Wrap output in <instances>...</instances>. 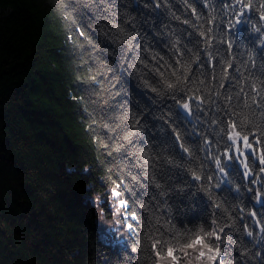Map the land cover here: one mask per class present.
<instances>
[{
	"label": "snow or ice",
	"instance_id": "obj_1",
	"mask_svg": "<svg viewBox=\"0 0 264 264\" xmlns=\"http://www.w3.org/2000/svg\"><path fill=\"white\" fill-rule=\"evenodd\" d=\"M95 7L115 37L99 49L81 5L62 10L118 64L119 101L81 98L112 165L94 203L114 216L100 234L116 264H264V0Z\"/></svg>",
	"mask_w": 264,
	"mask_h": 264
},
{
	"label": "trees",
	"instance_id": "obj_2",
	"mask_svg": "<svg viewBox=\"0 0 264 264\" xmlns=\"http://www.w3.org/2000/svg\"><path fill=\"white\" fill-rule=\"evenodd\" d=\"M68 2L0 0V264H116L99 228L100 217L114 216L94 203L112 165L81 98L90 88L119 101L118 64L84 50L70 31L79 17L62 10ZM72 2L98 49L97 37L115 38L97 0Z\"/></svg>",
	"mask_w": 264,
	"mask_h": 264
},
{
	"label": "rangeland",
	"instance_id": "obj_3",
	"mask_svg": "<svg viewBox=\"0 0 264 264\" xmlns=\"http://www.w3.org/2000/svg\"><path fill=\"white\" fill-rule=\"evenodd\" d=\"M114 220H110V219H105L104 217H100L99 220V228L100 231H102V229H107V228H111L113 226ZM102 237L107 241V236L102 235ZM117 239L119 238V234H117Z\"/></svg>",
	"mask_w": 264,
	"mask_h": 264
}]
</instances>
